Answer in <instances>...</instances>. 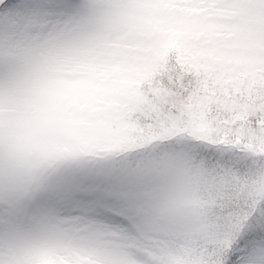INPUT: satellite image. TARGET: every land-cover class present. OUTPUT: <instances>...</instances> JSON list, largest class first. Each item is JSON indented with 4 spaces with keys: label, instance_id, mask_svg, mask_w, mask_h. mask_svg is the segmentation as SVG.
Instances as JSON below:
<instances>
[{
    "label": "snow or ice",
    "instance_id": "1",
    "mask_svg": "<svg viewBox=\"0 0 264 264\" xmlns=\"http://www.w3.org/2000/svg\"><path fill=\"white\" fill-rule=\"evenodd\" d=\"M84 125L182 170L86 160ZM0 264H264V0H0Z\"/></svg>",
    "mask_w": 264,
    "mask_h": 264
},
{
    "label": "rangeland",
    "instance_id": "2",
    "mask_svg": "<svg viewBox=\"0 0 264 264\" xmlns=\"http://www.w3.org/2000/svg\"><path fill=\"white\" fill-rule=\"evenodd\" d=\"M67 139L79 142L86 160L111 161L149 179L174 181L182 170V161L173 154L170 142L162 137L121 136L84 125Z\"/></svg>",
    "mask_w": 264,
    "mask_h": 264
}]
</instances>
